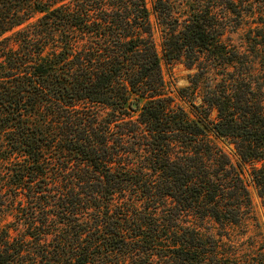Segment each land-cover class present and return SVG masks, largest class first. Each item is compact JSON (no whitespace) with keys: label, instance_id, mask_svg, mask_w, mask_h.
Masks as SVG:
<instances>
[{"label":"trees","instance_id":"obj_1","mask_svg":"<svg viewBox=\"0 0 264 264\" xmlns=\"http://www.w3.org/2000/svg\"><path fill=\"white\" fill-rule=\"evenodd\" d=\"M152 1L162 55L146 0H0V264H240L189 219L233 228L251 207L214 140L233 141L264 197L262 101L234 74L217 119L192 120L162 73L183 56L239 60L215 12L237 0L184 19Z\"/></svg>","mask_w":264,"mask_h":264},{"label":"rangeland","instance_id":"obj_2","mask_svg":"<svg viewBox=\"0 0 264 264\" xmlns=\"http://www.w3.org/2000/svg\"><path fill=\"white\" fill-rule=\"evenodd\" d=\"M151 11V21L154 28V38L159 54L162 55V36L164 27L157 23L153 9V1L146 0ZM175 10L181 19L187 18L191 6H197L202 0H173ZM237 13H231L222 7L215 10L224 27L223 43L227 50H235L240 59L226 68L216 65V61L202 54L200 59L192 61L187 56L173 63L162 62L164 90L166 97L175 109H183L192 120L198 115L217 119L218 109L212 105L222 96L224 87L235 89L234 74L244 73L247 81L252 83V89L262 101L264 111V39L260 35L264 30V3L260 1L237 0ZM176 13V16H178ZM237 78V76H235ZM237 80V79H236ZM233 92V90H228ZM224 97V96H223ZM209 112V113H208ZM227 154L231 162L242 169L251 207L245 209V220L237 227L222 228L206 221L199 222L189 219L191 224L200 226L205 236H212L219 241L221 252L228 256L236 254L240 264H264V197L252 182L251 165L240 160L236 145L230 139L214 140ZM261 164H255V167ZM12 220L11 217L6 221Z\"/></svg>","mask_w":264,"mask_h":264},{"label":"water","instance_id":"obj_3","mask_svg":"<svg viewBox=\"0 0 264 264\" xmlns=\"http://www.w3.org/2000/svg\"><path fill=\"white\" fill-rule=\"evenodd\" d=\"M134 107H136V104L134 105Z\"/></svg>","mask_w":264,"mask_h":264}]
</instances>
